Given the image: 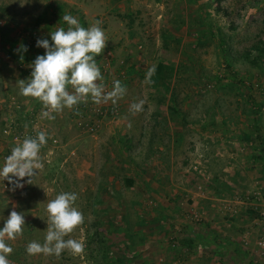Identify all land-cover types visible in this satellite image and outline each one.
<instances>
[{
  "label": "rangeland",
  "instance_id": "374dc122",
  "mask_svg": "<svg viewBox=\"0 0 264 264\" xmlns=\"http://www.w3.org/2000/svg\"><path fill=\"white\" fill-rule=\"evenodd\" d=\"M66 13L85 28L100 21L97 83L125 88L115 102H81L101 117L65 108L48 119L20 93L44 50L36 40L66 29ZM159 62L172 68L168 91L149 79ZM0 63V158L16 136L47 134L31 183L0 179V227L13 210L25 221L6 240L9 264H264L263 224L250 215L264 206V0H0ZM61 192L77 194L84 222L65 239L83 251L29 254ZM173 226L207 236L186 251Z\"/></svg>",
  "mask_w": 264,
  "mask_h": 264
},
{
  "label": "clouds",
  "instance_id": "9594fccd",
  "mask_svg": "<svg viewBox=\"0 0 264 264\" xmlns=\"http://www.w3.org/2000/svg\"><path fill=\"white\" fill-rule=\"evenodd\" d=\"M62 19L68 25L66 29L59 27L49 32V38L36 40L35 46L44 49V52L31 62L30 76L20 80L21 95L38 99L45 109L42 115L48 119H55L52 113L71 109L89 98L97 104L109 99L115 102L125 93L118 80L113 82L112 90L107 93L104 92V84L97 83L103 77L95 57L102 53L107 41L99 26L100 21L85 28L71 14H64ZM17 50L23 53L28 49L21 44ZM152 71L149 70V75ZM142 104L143 101H140L132 104L131 108L139 111ZM46 143L47 134L40 131L35 138H25L13 147L0 166V179H6L16 187H23L22 181L31 183L36 170L42 168L39 152ZM76 199L74 192H61L47 203L48 231L44 243L30 242L26 248L29 254L59 255L65 249L73 253L83 251V242L65 239L84 222L82 212L73 206ZM24 223V216L15 210L4 220L0 227V264H9L7 256L12 247L6 240H14L22 234Z\"/></svg>",
  "mask_w": 264,
  "mask_h": 264
},
{
  "label": "trees",
  "instance_id": "16d2710c",
  "mask_svg": "<svg viewBox=\"0 0 264 264\" xmlns=\"http://www.w3.org/2000/svg\"><path fill=\"white\" fill-rule=\"evenodd\" d=\"M42 17L39 16V20L41 19ZM80 25L83 27L84 25V22H80ZM223 43V42H222ZM44 50H39V53L38 54H43ZM23 55H14L12 54L13 57L15 58H19L20 60L21 59H26L28 57V54H26V52H23L22 53ZM154 71L151 72V75H149V79L151 80L152 84L156 87H159V88H162L164 91H168L170 86H171V76H172V68H170L169 66H166L164 63L162 62H159L157 63L153 69ZM82 106L83 103H79L77 104V106ZM72 112L75 114L76 110L75 109H72ZM257 111H254V113H256ZM263 144V142H262ZM125 183H126V186L127 187H131L132 185H134V182L133 180L131 179H126L125 180ZM258 215V211L256 210V212H254L253 210L250 211V215ZM179 241V244H182V247L184 250H188L187 248L190 249V245H191V238H185V237H182ZM178 244V243H177Z\"/></svg>",
  "mask_w": 264,
  "mask_h": 264
},
{
  "label": "built area",
  "instance_id": "2783aa9c",
  "mask_svg": "<svg viewBox=\"0 0 264 264\" xmlns=\"http://www.w3.org/2000/svg\"><path fill=\"white\" fill-rule=\"evenodd\" d=\"M73 109H75L76 111H79L80 113H85L86 112V113L94 114L96 117L97 116L101 117V115L103 113L102 107L101 108L100 107H95V106H92V105H89V104H86V103L83 104L82 106L75 105L73 107ZM99 124H100L99 119H96V120H91L89 123H85L84 126H85V129L87 131L96 132L97 131V127L99 126ZM42 131H44V130H42ZM36 135L37 134L29 133L24 138L22 136L18 135V136H16L15 140H18L19 141L18 143L20 144L25 138H28V137L35 138ZM45 145H43L41 147L40 151H42L45 148ZM6 156H8V155L4 154V155L1 156L0 160H1L2 164L4 163V159H5ZM4 187H6V185ZM257 211H258L259 216L261 218V221H262V224H263V229H264V206L259 207V209ZM258 244L260 246L264 247V236L260 240V242H258Z\"/></svg>",
  "mask_w": 264,
  "mask_h": 264
},
{
  "label": "crops",
  "instance_id": "0c3cea01",
  "mask_svg": "<svg viewBox=\"0 0 264 264\" xmlns=\"http://www.w3.org/2000/svg\"><path fill=\"white\" fill-rule=\"evenodd\" d=\"M17 54V56H19V55H23L22 53H20V54H18V52L16 53ZM19 59V58H18ZM0 67H2V63H0ZM23 100H26V101H28L27 99L28 98H22ZM30 99V98H29ZM31 102L33 103V102H37V108H36V110L37 109H41V107L43 108V106H42V104L38 101V99H34L33 97H31ZM44 109V108H43ZM33 110V109H32ZM36 110H34V112L36 111ZM29 116H33V113H30L29 114ZM40 131H42V129L40 130ZM154 178L153 179H158V177L157 176H153ZM156 182V181H155ZM173 228H175L177 231H178V233L180 234L181 232L183 233L184 231H186V227H183V226H180V227H175V226H173ZM207 230V229H206ZM206 230L205 229H202L201 231H204V232H202L201 234L197 231V232H193V231H190V230H188L187 229V231L185 232L186 234H187V236H184V235H180V236H182V237H187V238H191V240H192V242H191V250H193L195 247H197V245L198 244H201V243H203L202 242V240L205 238V237H203V236H207V234H203V233H205L206 232ZM197 233V234H196ZM184 234V233H183ZM213 239V238H212ZM215 239V238H214ZM223 243H224V241H222ZM216 246V245H215Z\"/></svg>",
  "mask_w": 264,
  "mask_h": 264
}]
</instances>
